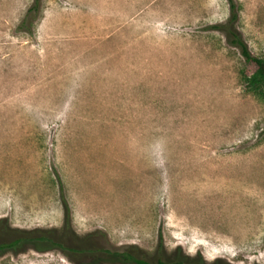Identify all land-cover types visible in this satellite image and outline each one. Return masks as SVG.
<instances>
[{"label": "rangeland", "instance_id": "1", "mask_svg": "<svg viewBox=\"0 0 264 264\" xmlns=\"http://www.w3.org/2000/svg\"><path fill=\"white\" fill-rule=\"evenodd\" d=\"M0 0V264H264V101L228 0ZM264 57V0H233ZM70 229L63 230L64 206Z\"/></svg>", "mask_w": 264, "mask_h": 264}, {"label": "trees", "instance_id": "2", "mask_svg": "<svg viewBox=\"0 0 264 264\" xmlns=\"http://www.w3.org/2000/svg\"><path fill=\"white\" fill-rule=\"evenodd\" d=\"M41 0H33L31 5L27 8L23 18L17 25L16 29L20 32L32 34L34 23L37 20L40 13ZM229 4V18L228 20L219 25H215L214 28L223 32L226 36L228 44L239 50L240 55L244 59L246 64L252 65L253 70L250 74L242 73L241 80L243 82L244 88L247 92L251 93L258 99L264 101V57L252 55L249 51L247 44L242 39L241 34L235 28V23L237 21V11L236 5L233 0H228ZM64 206V224L63 230L66 232L70 229V216L69 210L66 203L63 201ZM49 232L45 233L43 231H17V236L10 241L0 242V254L7 251H14L19 247L25 246L27 244H34L38 248L46 244L53 246L52 248L60 251L63 255L69 258V253H77L81 251H86L88 254L94 256L99 250L95 249H83L75 250L63 242L48 236ZM122 258L133 264H206L204 262H194L188 260H157L156 262H146L141 259L135 258L129 253H123ZM71 262H74L69 258Z\"/></svg>", "mask_w": 264, "mask_h": 264}]
</instances>
